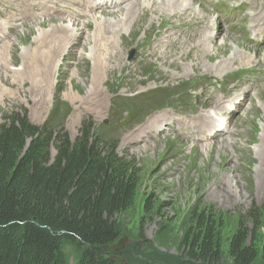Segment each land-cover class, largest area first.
I'll list each match as a JSON object with an SVG mask.
<instances>
[{"label":"rangeland","instance_id":"1","mask_svg":"<svg viewBox=\"0 0 264 264\" xmlns=\"http://www.w3.org/2000/svg\"><path fill=\"white\" fill-rule=\"evenodd\" d=\"M162 1L153 0V3H162ZM187 1L183 0L181 4ZM194 1L195 9L204 11L202 8H206L213 16V13L220 15L223 12L221 6L214 5V2L219 0ZM18 3L20 1L15 4L8 0L0 1V25L5 24L0 35L3 31L8 34V37L0 43V124L5 123L8 117L15 113H27L33 125L44 127L48 124L54 130L65 129L73 141L80 135L83 124H86L87 127L95 129L100 136L106 133L113 137L118 142L119 154L135 163L140 174V188L134 206L118 219L121 235L112 246L102 249L99 255H105L119 264H200L189 257L188 251L182 247L183 238L190 229L191 212L198 210L207 214L213 213L217 217L221 244L224 246L221 260L214 264H232L231 259L228 258L227 247L240 224L251 226L253 221L248 215L252 209L258 210L260 215L258 223L264 227V85L260 86L259 99L252 96L259 92L260 87L256 89L243 86L239 95L249 90L250 94L246 97L250 100H246L241 106L242 113L234 109L237 110L235 115L230 112L223 118V122H231L230 126L234 131L227 138L229 142L226 140L227 144H222L224 139L220 138L214 141L218 145L212 143L213 146H208L207 142L198 139L210 140L207 132L193 128L190 124L182 127L184 129H176L172 120L182 118L177 116L180 110L175 109L186 107L192 115L189 116L188 113L183 119L189 121L191 118L201 116V121L208 123L207 117L212 115L211 108L214 107L212 104H215L219 97L224 103L232 98L234 89L229 92L228 83L234 79L231 78L228 82V77L237 72H231L234 67H225V70L219 67V64L228 66V63L223 64L227 58L222 59L228 57L230 51L224 55L218 54L214 48L213 51L208 49L209 46L206 49V43L200 48L185 40L183 47L174 48L172 57L155 60L154 65L140 68L142 65L137 63L143 58L144 51L141 50L142 48L137 49V45L149 40V36L156 30L166 29L169 23L167 16V23L165 22L164 25L160 22L146 25L141 16L144 12L138 10L140 6L138 4L133 17L139 13L136 21L145 26L134 37L135 41L132 45L124 40L125 31L119 34L116 41L119 44L118 60L111 59L109 55L105 58L102 49L95 57L87 54L85 50V56L81 59L83 50L71 49L59 56L60 61H57L65 44L59 40L53 54L55 60L51 67V80L47 86L44 85L46 87L43 90V87L37 85L40 73L34 77L33 71L28 70L26 74L21 75L16 72L22 71L25 62L28 64L32 61L30 64L32 66L38 64L39 68L44 66L45 58L41 53L36 52L34 58L28 61L23 60L22 54L24 48L35 50L38 44L48 51L50 47L43 39H41L43 42L38 43L37 36L42 30L45 34L51 32L57 20L44 21L45 18H41L42 22L39 25L30 27L25 24L28 26L23 28L22 22L18 20L17 29H13L11 17L14 10L18 16V10L14 7ZM252 3L254 4V1ZM194 15L192 10L188 14L193 19ZM106 17L111 19L109 16ZM132 21L124 23V30ZM65 23L68 21L66 20ZM116 23L119 27L123 26L122 22ZM202 23L203 21H197L192 26L184 24L176 29L174 34L178 31L197 30L203 27L204 23L203 25ZM29 24L33 25L34 22ZM71 25L74 27L73 23ZM224 26L227 27L225 24ZM93 27L89 28L85 25L84 39H88L91 33H94ZM9 28L11 31H8ZM58 34L62 35L61 32ZM230 35L217 31L212 43L216 46L224 38L229 40L234 38L239 45L236 48L240 53L238 58L256 57L257 61L249 62L247 59V62L245 58L239 63L238 60L235 63L230 62L231 65L241 67L251 63L255 64L251 67L254 66L256 69L263 67L264 62L260 63V60L264 56V48L260 49L261 52L252 50L244 38L229 37ZM52 36L56 38V34ZM112 36H117V33ZM199 37L194 38L195 44ZM65 38L67 42L68 34ZM6 42L8 46L9 43L13 44L11 49L6 50ZM158 42L155 40L152 45L156 46ZM54 43L55 41L51 45ZM83 43L86 44L87 41ZM91 45L92 43L90 47ZM102 46L105 47V43ZM133 50L137 51V55L135 60L131 61ZM252 51L257 52L252 53ZM168 61L173 63L168 65L166 64ZM109 63L115 66L114 74L110 73ZM130 63L133 65L128 67L126 64ZM228 72L230 73L227 74ZM187 74L190 76H185ZM205 75L207 77L200 84L201 87L193 85L192 81L176 89L169 86L174 81L189 79L197 84ZM156 86H168V88L155 89ZM191 88L194 89L189 92ZM148 90L152 91L145 94ZM203 91L205 98L201 97ZM141 93L143 95L138 96ZM209 95L214 97L209 99ZM252 100L254 106L245 115ZM131 110L134 111V115L128 118L130 113L133 114ZM218 112L216 110V113ZM231 114L234 116L231 117ZM162 116L167 118L166 121ZM170 117L173 119L170 120ZM161 118L165 122L157 125H161L162 129H158V126L151 129L153 121ZM171 122L174 124L173 129L170 126ZM141 129L144 131L138 134ZM135 136L142 139L134 140ZM224 136L227 137L228 134ZM51 154L54 158L56 155L54 147L51 149ZM263 236V230H258L254 235L256 248H259ZM256 264H264V262L258 260Z\"/></svg>","mask_w":264,"mask_h":264},{"label":"trees","instance_id":"2","mask_svg":"<svg viewBox=\"0 0 264 264\" xmlns=\"http://www.w3.org/2000/svg\"><path fill=\"white\" fill-rule=\"evenodd\" d=\"M103 134L83 124L73 141L27 113L0 124V264H119L97 257L121 235L118 219L134 206L140 174ZM248 216L251 226L240 224L227 247L232 264L264 262V236L254 245L260 215ZM190 218L182 247L200 264L219 262L217 217L194 210Z\"/></svg>","mask_w":264,"mask_h":264},{"label":"bare ground","instance_id":"3","mask_svg":"<svg viewBox=\"0 0 264 264\" xmlns=\"http://www.w3.org/2000/svg\"><path fill=\"white\" fill-rule=\"evenodd\" d=\"M182 1L183 0H163L162 3L160 2V3L155 4L153 3V0H21V3L15 5L14 7L16 8L22 7L24 10L29 9L28 13L32 16H35V11H36L35 7H39L41 10V16L45 17V19L42 18L44 21H50V20L56 19L57 23L53 24L51 32L45 34V31L42 30L39 32L37 36L38 43H41L44 41L50 47L48 51L44 50L41 47V45L38 44L35 50H31L30 48L29 49L24 48L25 50L23 51V54H22L23 60L28 61L31 58H34V54L36 52H39V54L41 53V55L45 58L44 66L39 68L38 64H34V66H32L30 64L32 61L28 62V64H26L25 62L22 71L21 72L17 71L16 73L17 74L19 73L20 75L24 73L26 74L27 71L29 70V72L33 71L34 77H37L38 74L40 73L39 83H37V85H40L41 88L43 87V90H45V87L47 86L49 80H51L50 79L51 67H52V63L55 60L53 54L57 46L56 44L58 43L59 40L65 42V44H63L64 48H62V51L59 53L57 61H60L59 56L61 57L63 53L70 51L71 49H82L83 52L80 55L81 59L85 56V50H87V54H89L92 57H95L99 54V50L102 49L105 58L109 55L111 59L118 60L119 53L117 50V46H119V44L118 42L116 43V41H118L119 34L125 31V33L123 34V38L125 41L127 40L128 43L132 45L135 41L134 37L138 34V32H141L142 27L145 26V25H142V23H140L139 21H136V18L139 15V13L137 14V16L133 17L135 9H136V5L138 4L140 5L138 6V10L141 12H144V14H141V16L144 19L146 25H153L155 24V22H160L161 25H164V23L166 22L167 16H168V23H169L166 29L161 30V31L156 30L153 34L149 36V40L143 43L141 42L140 44L137 45V49L142 48L141 50L144 51L143 58L138 61L139 63H137V64L142 65V67L140 68H143V67L145 68L146 66H150L151 64L154 65L153 61L155 60L172 57L174 55L173 54L175 50L174 48L178 46L183 47V43L185 40H189L191 44H193V46L198 45L200 48L203 47V43H206L205 48L209 46L208 49L212 51L214 48V50H216L218 54L222 53L224 55L227 51H230L231 54L228 57L226 56L222 59L224 60L225 58H227V60L223 61V64L228 63V66L219 64V67L221 69L225 70L226 69L225 67H229V68L234 67L233 70H231V72L236 73L238 71H245L248 68H250L252 65H255V64L249 63L247 65H241V67H235V64L233 65L230 64V62L235 63L237 62V60L239 63L241 60L242 61L245 60V58L246 60L248 59L249 62L251 60L253 62H257L255 59L256 57H252L250 59L248 57L238 58L240 53L238 52V49L236 48H238L239 45L237 44L234 38H231V40H229L228 38H224L220 42V44L216 46L214 45V43H212V41H214L216 38L215 32L223 31L225 34L227 33L228 35L231 34L229 37L235 36V37L244 38L246 40V43L251 47L250 49L252 50L260 51V49L264 48V43L260 46L257 45V39L259 35L263 37V40H264V34H262L264 33V0H237L242 3L250 1V8L251 10H253V13H254L252 19L254 21H258L256 25L257 30H255L254 32H252L251 30H245L243 27L238 26V25L246 24V21L244 19H241V16L238 10H235L233 12V17L231 15H226V14L223 16V20L233 19L238 24V25L234 24L228 29L227 27L224 26L222 20L215 18V16H213L211 12L207 10L206 8H202L204 11L195 9L194 0H191V1L188 0L187 3L185 4H181ZM253 1H254V4L252 3ZM13 4H15V2ZM168 9H170L171 11ZM191 10L193 11V13H195L194 15L195 20L191 18L190 16H188ZM1 11H3V9H1ZM14 11H13L14 14L11 17V22H12V26L14 28H17L18 25L16 24V22L20 19L18 18L17 14ZM106 16H109V18L111 17V19H108V17ZM248 17L249 16H247L246 19ZM42 19L40 21L34 22L33 25L32 24H28V25L30 27L34 26L35 24L39 25L42 22ZM66 20L68 21V23H65ZM130 20H133V21L129 22V24H127L124 30V23ZM197 21L198 22L203 21L204 23V25L202 23L203 27L197 30H193L191 32L178 31L177 33L174 34V31L182 27L184 24H187L188 26H192ZM116 22H122L123 26L119 27ZM72 23L74 24V27L71 25ZM28 25L22 24V28ZM85 25L89 28L91 26H94L93 28L95 29L94 33H91L88 39L83 38V31H84L83 28L85 27ZM4 27H5V24L2 23L0 25V31H2ZM60 32L62 35L58 34ZM116 33H117V36H112L113 34H116ZM52 34H56V38H54ZM66 34H68L67 42L65 38ZM198 36H200L199 40L195 44L194 38ZM1 38L3 40L6 39L7 38L6 34H3V37ZM41 39H43V41ZM155 40H158L159 42L157 43L156 46H153L152 44ZM53 41H55V43L51 45ZM72 41H74L73 42L74 46L73 45L71 46ZM84 41H87V43L84 44L83 43ZM91 43L92 45L90 47ZM103 43H105V47L102 46ZM9 44L10 46H8L6 42L5 44L6 50L11 49V46L13 45L12 43H9ZM63 45L61 44L62 47ZM257 51H252V53H256ZM250 52L251 50L249 51V53ZM121 56L122 55H120V57ZM261 62H264V56L261 57L260 63ZM132 63L136 64V62H132ZM132 63H130L129 65L128 64L126 65L130 67L131 65H133ZM172 63H173L172 61L166 62V64L168 65H171ZM127 66H124V68ZM109 67L111 71L110 73L114 74L115 66L109 63ZM185 70H187V68ZM229 73L230 72H228L227 74ZM185 76H190V74H187ZM205 77L207 76L205 75L202 79L198 81L197 84L195 83L194 80L189 79V80L174 81L169 86H172L170 88L176 89L180 85H183L188 81H192L193 85L195 86L198 85V87H201L200 84L205 79ZM263 85H264V82L259 84L256 89H258L260 86L262 87ZM243 86L253 87L251 84H247V82L246 83L239 82L236 84L234 91H233L234 95L232 96L230 100L224 103L223 99L219 97V99L215 101V104H212L214 105V107L211 108L212 111L210 110L212 115H209L207 117L208 123L202 122L201 116L196 117V118H191L189 121L183 118H179L174 121L172 120L173 117L172 118L170 117L171 118L170 120H172V122L176 125L175 126L176 129H179V130L182 127H186L187 124H190L193 128H196L202 132L205 131L207 132V134L208 132L213 131L210 140L204 141L203 139L198 138L202 142H207L208 144L206 145L208 146H213L211 144L214 143V141H218L220 138L224 139L222 141V144L223 143L227 144L226 140H228L229 142V139L227 138H229V136H231V134L234 131H232L231 126H230L231 122H223V118L225 116H228L230 112L234 114L237 111V110L234 111V109H238V111L242 113L241 110L243 107L241 106L244 105L246 100H250L249 97H246V96H249L250 94L249 90L244 89L245 90L244 93L242 95H239ZM261 87L259 89V92L252 97L254 98L258 97L259 99ZM159 88H168V86H156L155 89H159ZM150 91L148 90L145 94H147ZM204 94H205V91L201 93V97L205 98L206 96H204ZM141 95H143V93L139 94L138 96H141ZM213 97H214L213 95H209V99H212ZM253 101L254 100H252L249 103L250 106L248 105L249 108L245 111L246 112L244 113L245 115L248 114L247 112L252 110L254 106ZM229 107H231V109H229ZM216 110H218L219 112L216 113ZM188 115L191 116L192 113L190 112ZM234 115L231 114V117H233ZM162 118L154 120L153 123L154 122L156 123L154 125L153 123L151 124V129L158 126V129L161 130L162 126L157 125V123H163L167 119L164 117L163 118L165 119L164 121ZM142 131L144 130L141 129V131H138V134H140V132L142 133ZM157 131H154V132H157ZM225 134L226 135L228 134V136L227 137L224 136ZM139 138H140L139 136H135L134 140H138ZM215 143L214 145H218ZM232 144L233 143L231 142V145Z\"/></svg>","mask_w":264,"mask_h":264},{"label":"water","instance_id":"4","mask_svg":"<svg viewBox=\"0 0 264 264\" xmlns=\"http://www.w3.org/2000/svg\"><path fill=\"white\" fill-rule=\"evenodd\" d=\"M134 58H135V55L132 56V59H134ZM112 245H113V244H112ZM99 254H100V253H99ZM99 254H98V257H97L99 261H104V260L108 259V257H106V256H101V255H99Z\"/></svg>","mask_w":264,"mask_h":264}]
</instances>
